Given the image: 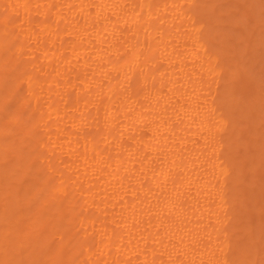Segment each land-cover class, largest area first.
Masks as SVG:
<instances>
[{
	"label": "bare ground",
	"instance_id": "6f19581e",
	"mask_svg": "<svg viewBox=\"0 0 264 264\" xmlns=\"http://www.w3.org/2000/svg\"><path fill=\"white\" fill-rule=\"evenodd\" d=\"M219 2L0 0V264H264L258 39Z\"/></svg>",
	"mask_w": 264,
	"mask_h": 264
},
{
	"label": "rangeland",
	"instance_id": "374dc122",
	"mask_svg": "<svg viewBox=\"0 0 264 264\" xmlns=\"http://www.w3.org/2000/svg\"><path fill=\"white\" fill-rule=\"evenodd\" d=\"M216 1H217V0H216ZM219 1H222V0H218V4L220 5V2H219ZM224 1H225V3H227V4L229 3V5H228L229 8H228V10H229V9H234V10L239 11L237 14H239V17H240L239 19L242 20V23H241L239 20L237 21V23L240 22L242 25H246V26L248 25L246 29H250L251 31H249V32H251L250 34L253 35L252 37H253V38L255 37V38L258 39V40H257V41H258V45H257V44H255V46L253 45L254 48H257V49H254V50H256V52L258 53V54L255 53V54L258 56V60L255 61L256 64H255L254 66H253V64H254L253 62H250L249 65H250L251 63H253L252 65H250L251 68H252V66L255 67V66L257 65L256 68H252L253 71H255V72L258 71L259 68H260L259 72H256V73H257V77L259 78V79H258L259 81H258V82L255 81V80L251 81L252 78L256 75V74H254V76H253L252 78H250V77H251V76H250V75H251V73H250L251 71L249 72L250 74L248 75L249 78H250L251 80L245 75V74H246L245 72H247V71H243V72H244V75L247 77V78H246V77L244 76V77L246 78V81H247V80H250L251 82H249V83H252V82H253V83H255V82L257 83V84L255 83L254 85H253V83H252V86H254V87H253L254 89H255V85H256V87H257V85L259 84V85L261 86V87H260V86L258 85L259 88H260V89H259L260 92H261V91L264 92V90L261 89V88H264V67H262V65H264V39H262V38H264V0H253V1L251 0L252 3H250L249 0H227L228 2H226V0H224ZM225 3L223 2V3H222V6H223V5H226ZM254 3H255V5H252V6L250 5V8H252V9H251V10H252L251 13H250V12H249V14H248V13H247V14H246V13H243V12H245V10L249 7V6H248L249 4H254ZM218 4H217V5H218ZM231 5H232V6H231ZM244 5H246V6H248V7H247V8H244V7H246V6H244ZM258 5H259V6H258ZM218 7H219V6H218ZM224 7H225V6H224ZM224 7H223V8H224ZM226 8H227V7H226ZM226 8H224V9H226ZM253 8H254V9H253ZM256 8H257V9H256ZM243 9H245V10H243ZM220 10H221V9H220ZM248 10H249V8H248ZM223 11H224V10H223ZM229 11H230V10H229ZM229 11H228V13H229ZM224 12L227 13V10L224 11ZM224 12H223V14H226V13H224ZM230 12H231V11H230ZM232 12H233V11H232ZM234 12H235V11H234ZM241 12H242V13H241ZM246 12H248V11L246 10ZM240 13H241V14H240ZM229 14H230V13H229ZM233 14L235 15V16L233 15L234 17H237L235 13H233ZM242 14H243L244 16H243ZM250 14H252L253 16H252V15L250 16ZM226 15H228V14H226ZM230 15H231V14H230ZM230 15H229L228 17H231ZM225 17H226V16H225ZM228 17H226V19H227ZM249 17H250V18H249ZM231 18H232V17H231ZM231 18H229L230 21H231ZM235 19H236V18H235ZM223 22L225 23V21H223ZM228 23H229V21H228ZM231 23H233V26H234V23H235V26H237V25H236V22L234 21V18H233V22L231 21ZM231 23H230V24H231ZM240 23H238V25H239V26H237L238 29L235 28V27H233L232 29H235V31H236V29H237V31L239 30V32H237V33H241V34H242V33H244V31H246V29H245L244 31H242V26H241ZM244 23H246V24H244ZM228 25H229V24H228ZM240 26H241V27H240ZM224 27H225V26H224ZM224 27H223V28H224ZM227 27H228V26H227ZM239 27L241 28V30H240ZM244 28H245V27H244ZM244 28H243V29H244ZM230 29H231V28H230ZM233 31H234V30H232V32H233ZM235 31H234V32H235ZM240 31H241V32H240ZM225 32H226V30H225ZM229 32H230V31H229ZM247 32H248V31H247ZM249 32H248V33H249ZM237 33H236V34H237ZM236 34H235V35H236ZM241 34H239V35H241ZM242 35H243V34H242ZM247 35H248V34H247ZM251 35H250V36H251ZM250 36H248L249 38H247V37L244 38V36H243V38L246 39V41H243V42H244L243 45L246 43V44H248V45H246V44H245V45H246V46H249V44L251 43L249 40H250V38L252 39V37H250ZM234 37H235V36H234ZM236 37H237V36H236ZM261 37H262V38H261ZM260 38H261V39H260ZM232 40H233V39H232ZM260 40H262V41H260ZM234 41H236V40H234ZM237 41H238V40H237ZM237 41H236V43H238ZM249 42H250V43H249ZM252 42H254V41H252ZM233 43H235V42H233ZM256 45H257V46H256ZM242 47H245V46H242ZM250 48L252 49V47H250ZM244 49H245V48H244ZM244 49H243V50H244ZM247 49H248V47H247ZM251 49H250V50H251ZM250 50H249V51H250ZM254 50H253V51H254ZM249 51H246L245 53L247 54V52L249 53ZM251 51H252V50H251ZM251 51H250V52H251ZM253 51H252V53H253ZM243 52H244V51H243ZM241 54H242V53H241ZM244 55H245V54H244ZM249 55H251V54H249ZM257 56H255V58H256ZM243 57H244V56H243ZM246 57H248V56H246ZM246 57H245V58H246ZM250 57H251V56H250ZM235 58H236V60H235V59H234V60H235V61H238L237 59L242 58V57L240 56L239 58H237V57H235ZM248 58H249V57H248ZM253 58H254V54H253ZM253 58H252V59H253ZM255 58H254V59H255ZM242 59H243V58H242ZM244 60H245V59H244ZM246 60H248V59H246ZM239 61H240V60H239ZM244 64H245V63H244ZM246 66L248 67V65H246ZM251 68L249 67V69H251ZM252 69H251V70H252ZM247 70H248V69H247ZM253 71H252V72H253ZM241 74H242V73H241ZM247 74H248V72H247ZM240 76H241V75H240ZM242 76H243V75H242ZM257 77H256V78H257ZM239 78H240V77H239ZM245 78H244V79H245ZM256 78H255V79H256ZM240 79H242V78H240ZM240 79H239V80H240ZM256 80H257V79H256ZM243 81H245V80H243ZM254 81H255V82H254ZM240 82H241V81H240ZM240 82H239V83H240ZM247 82H248V81H247ZM239 83L237 84L238 86L236 85V86L239 87V88H238V89L236 88V89L239 90V89H241L240 87H242V89H244V88H245V87H244L245 85L242 86V85L239 84ZM242 84H243V83H242ZM240 85H241V86H240ZM246 85H247V84H246ZM247 86H249V85H247ZM250 87H251V86H250ZM242 89H241V90H242ZM241 90H239L238 92H240ZM245 90H246V88H245ZM242 91H243V90H242ZM249 91H250V90H249ZM249 91H248V92H249ZM251 91H252V90H251ZM251 91H250L249 93H247L246 91H245V92H246L247 95H248V94L250 95ZM254 91L256 92L257 89H255ZM260 92H258V95L260 94ZM262 92H261V94H264V93H262ZM240 94H243V92H242V93L240 92ZM244 94H245V93H244ZM246 94H245V95H246ZM254 94H256V93H254ZM251 95H253V94L251 93ZM251 95H250V96H251ZM250 96H249V97H250ZM256 96H257V95H256ZM261 96H262L261 99H264V95H261ZM252 97H254V96H252ZM258 97H259V96H258ZM260 101H261V100H260ZM261 103H262V101H261ZM259 105H260V104H259ZM262 106H264V105H262ZM262 106H261V108H264V107H262ZM259 109H260V107H259ZM259 111H260V112H264V109H262V110L260 109ZM259 111H258V112H259ZM258 114H259V113H258ZM260 114H261V113H260ZM262 116H264V113H262ZM258 117H259V118H258ZM258 117L255 116V118L258 119V120H261L262 118H264V117H262V118L260 119V115H258ZM255 118H254V119H255ZM256 119H255V120H256ZM261 121L264 122V119H262ZM259 124H260V121H259ZM259 124H258V123L256 124L257 127H258ZM261 124H262V123H261ZM259 126H261V125H259ZM250 128H251V126H250ZM259 128H260V127H259ZM261 128H262V129H261ZM261 128H260V130H264V127H261ZM250 130H251V129H250ZM251 131H252V130H251ZM251 131H250V132H251ZM250 132H247V135H248ZM260 132H261V131H260ZM260 132H259V134H260ZM262 133H264V131H262ZM257 134H258V133H257ZM262 135H264V134H262ZM247 139H249V138H247ZM259 140H260V141H259ZM258 143H259V144L261 143V139H260V138H258ZM258 152H261V149H260ZM257 154H260V155H261V153H257ZM262 154H264V153H262ZM258 157H259V156H258ZM260 158H262V157L260 156ZM262 162H264V161L261 160V164H264V163H262ZM262 166H264V165H262ZM262 166H261V167H262ZM260 173H261V175H260V178H261V177L264 176V175H262V171H261ZM258 174H259V171H258ZM258 176H259V175H258ZM258 178H259V177H258ZM261 180H262V179H261ZM258 188H259V187H258ZM260 189H261V188H260ZM260 189H259V190H260ZM260 193H261V192H260ZM260 195H261V194H260ZM260 195H259V196H260ZM262 195H264V194H262ZM261 217H264V215H262ZM252 222H256V218H254V220H252ZM257 242H259V241H257ZM259 244H260V243H259ZM259 244H257V247H258ZM259 250H260V247H259Z\"/></svg>",
	"mask_w": 264,
	"mask_h": 264
}]
</instances>
